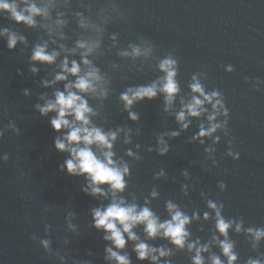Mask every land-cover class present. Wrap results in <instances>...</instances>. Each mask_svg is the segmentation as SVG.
Masks as SVG:
<instances>
[{
	"label": "water",
	"instance_id": "water-1",
	"mask_svg": "<svg viewBox=\"0 0 264 264\" xmlns=\"http://www.w3.org/2000/svg\"><path fill=\"white\" fill-rule=\"evenodd\" d=\"M34 2L49 7L47 18L36 17V27L18 23L9 13L0 11V29L7 28L26 38L25 43L18 42L9 50L7 38L0 37V128L6 129L0 139V157L5 153L9 156L7 161L0 159V264H60L61 256L67 264H72L73 258L90 264H109L104 259V249L110 242L103 239L102 230L92 226L91 216L93 208L107 205L109 200L86 195L81 190L85 178L61 170L68 153L54 147V139L60 133L53 131L49 120L55 113L41 116L34 108L37 103L43 104L42 94L51 97L55 89L63 90L64 82L44 87L42 81L51 80L58 71L57 65L68 55L59 45L72 49L77 40L99 41V48L88 59L109 81L107 99L89 98V104L99 112L93 122L106 130L117 126L132 129V144L124 145L121 133L113 149L116 158L122 157L131 166L132 175L126 178L128 187L121 195L129 202L135 196V202L143 204L156 187L160 196L151 201L150 207L161 219L167 218L164 204L169 199L189 216L199 212L201 219L187 227L192 239L199 237L202 243L218 235L214 218H202L205 211L214 217L206 206L207 199L224 204L225 218H242L245 227L264 226V85L257 91L244 80L247 76L250 81H264V0H55L51 5L48 0ZM61 12L66 21L62 27L55 24L57 13ZM76 12L87 18V28L78 26ZM113 35L115 41L111 39ZM45 41L48 51H60V56L51 65L33 64V47ZM130 45L139 46L146 54L135 58L120 56L121 51L131 52ZM80 51L68 55L69 60L79 62ZM168 55L179 62L181 95L188 94L191 75L205 71L208 78L201 79L206 87L219 88L224 93L231 114V137L235 150L241 153L239 160L225 155L229 137L222 136L215 153L219 167L204 162L202 146L189 143L200 123L195 119L187 131L169 141L172 149L167 156L148 153L147 148L155 145L160 133L178 125L174 117L163 111L162 95L134 104L132 110L139 113L140 119L133 122L123 110L119 94L127 87L157 80L162 75L157 65ZM226 64H232L235 71L225 72ZM33 66L38 69L35 74L30 71ZM25 89L29 95L24 94ZM10 121L19 128V135L7 128ZM136 143L141 145L139 161L125 155L127 148L136 151ZM161 167L167 177L154 180L153 173ZM185 168L192 177L187 196L180 190L185 183L180 173ZM221 180L227 185L223 192L217 187ZM69 213L74 216L69 217ZM69 219L76 226L75 231L68 228ZM45 225H50L47 233ZM135 231L144 238L142 226ZM229 236L236 243L239 264L248 256L257 255L243 233L230 230ZM43 238L51 240L48 251L40 245ZM148 243L172 247L159 238ZM132 249L133 242L129 241L123 250L132 264H149L137 260ZM173 252V264H191V254L186 250ZM259 252H264V241ZM211 253L219 255V247L213 245L205 256Z\"/></svg>",
	"mask_w": 264,
	"mask_h": 264
},
{
	"label": "clouds",
	"instance_id": "clouds-1",
	"mask_svg": "<svg viewBox=\"0 0 264 264\" xmlns=\"http://www.w3.org/2000/svg\"><path fill=\"white\" fill-rule=\"evenodd\" d=\"M54 2L55 0H48L49 5ZM20 4H23L24 7L21 8ZM0 11L9 13L13 20L18 23L23 22L29 27L37 26V16L45 18L49 16V7L38 6L34 0H19V3L17 0H0ZM63 15L62 12L57 13L55 20L57 26L62 27L66 23L62 19ZM75 15L79 18L78 26L80 28L89 26L83 13L76 12ZM51 34L52 30L49 28V35ZM0 37L7 38L9 50L14 49L18 42H26L25 37L17 36L7 28L0 29ZM60 38L63 39L62 32ZM111 39L115 41V35ZM99 46L98 40H77L76 47L72 49H65V46L60 44L59 49L66 51L68 55H76L77 49H80V61L69 60L68 55L64 56L57 65L58 71L55 72L53 78L42 81L44 87H53L58 82H64L63 90L55 89L51 97L42 94L40 100L43 101V104L37 103L34 108L41 116L55 113L49 120L53 131L60 133L54 139V147L59 152L68 153V158L65 159L61 170L66 171L69 175L83 176L86 183L81 190L86 195L104 197L109 200L107 205L91 210L92 226L98 231L102 230L104 232L103 239L110 242L109 246L104 249L106 253L104 259L109 264L112 262L114 264H132L127 252L123 251L131 241L136 259L148 261L149 264H173L170 259L174 255L173 249L186 250L190 253L191 264H239L240 256L235 250L236 243L229 236V231L232 230L236 234L243 233L251 249L257 252L256 256H248L243 264H264V252H259L261 241H264V226L249 225L245 227L242 218H225L222 214L223 203L207 199L206 206L214 213V217L205 211L202 218L204 220L214 218L215 231L218 235H213L211 241L202 243L199 237L192 239V233L187 227L192 221L201 219L199 212L194 211L189 216L178 203L169 199L164 204L167 218L161 219L150 207L151 201L160 196L156 187H153L148 196L144 198L143 204L136 203L135 196H133L132 202H129L121 195L128 187L129 181L126 178L132 175L131 166L122 157L116 158L113 149L121 133H123L122 143L124 145L132 144V129L117 126L114 129L106 130L93 122V117L98 116L99 112L89 104V98L105 100L109 95V81L101 74L100 69L88 59ZM129 47L131 52L124 50L119 55L135 58L146 54L139 46L130 45ZM59 56L60 51L55 49L48 51V42L45 41L33 47L30 60L33 64L39 62L51 65L56 63ZM113 67L116 66L113 65ZM157 67L162 73L157 80L148 84L127 87L119 94L123 110L128 113V119L133 122L140 119L139 113L132 110L134 104L145 100L151 101L158 95H162L163 111L174 117L178 125L176 129L160 133L156 137L155 145L147 148L148 153L155 152L160 157L167 156L172 149L169 141L178 138L182 132L187 131L195 119L200 123L189 143L198 142L202 146L204 162H210L211 167H219L215 153L216 145L221 142L222 136L229 137L225 155L232 160H239L241 153L235 150L234 138L231 137V129L228 126L231 114L225 103V95L219 88L209 90L206 87L201 77L207 79V72L193 73L187 84L189 92L183 96L181 95L180 82L177 80L178 60L172 55H168L159 61ZM223 69L227 73L235 71L232 64L223 65ZM30 71L35 74L38 69L33 66ZM69 77H74V79H69ZM244 80L246 83L251 82L257 91H260V86L264 85V81L259 79L250 81L246 76ZM24 94L29 95V90L25 89ZM177 97H179L178 107L176 106ZM7 128L19 135L20 130L14 122L10 121ZM5 131L6 129L0 128V139H3ZM134 147L136 151L133 148H127L125 155L134 161H139L142 159L139 154L141 145L136 143ZM0 159L7 161L9 156L5 153ZM204 166L208 167L207 163ZM180 174L185 180V183L180 185V190L187 196L189 193L188 181L192 177L187 168ZM167 175L166 170L161 167L153 173V179L160 180L166 178ZM217 187L223 192L227 185L221 180L217 182ZM201 195L204 194L201 193ZM68 215L72 217L74 213ZM138 226L143 227V239L135 231ZM68 228L72 231L76 230V226L71 223L70 219ZM49 229L50 225H45V233ZM157 238L166 240L172 247L148 243V241ZM40 245L45 251H48L51 248V240L43 238L40 240ZM213 245L219 247L220 254L211 253L206 257L205 253H209ZM221 256L224 259H221ZM60 264H67L64 256L60 257ZM72 264H90V261L73 258Z\"/></svg>",
	"mask_w": 264,
	"mask_h": 264
}]
</instances>
